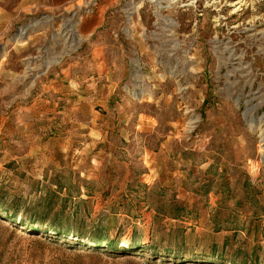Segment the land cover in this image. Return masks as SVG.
I'll list each match as a JSON object with an SVG mask.
<instances>
[{"label":"rangeland","instance_id":"obj_1","mask_svg":"<svg viewBox=\"0 0 264 264\" xmlns=\"http://www.w3.org/2000/svg\"><path fill=\"white\" fill-rule=\"evenodd\" d=\"M0 264H264V0H0Z\"/></svg>","mask_w":264,"mask_h":264},{"label":"trees","instance_id":"obj_2","mask_svg":"<svg viewBox=\"0 0 264 264\" xmlns=\"http://www.w3.org/2000/svg\"><path fill=\"white\" fill-rule=\"evenodd\" d=\"M4 216H6V215H4ZM9 218H10V217H9ZM60 232H61V231H60ZM61 234H62V233H61ZM65 234H67V232H64V231H63V234H62V235L64 236ZM108 245H109V246H110V245H111V246H112V245L116 246V244H111V242H109Z\"/></svg>","mask_w":264,"mask_h":264}]
</instances>
